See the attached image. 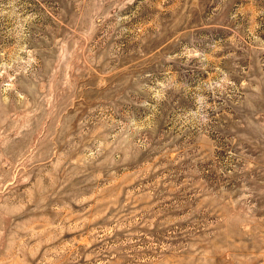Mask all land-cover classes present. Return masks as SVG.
I'll list each match as a JSON object with an SVG mask.
<instances>
[{
	"label": "rangeland",
	"instance_id": "obj_1",
	"mask_svg": "<svg viewBox=\"0 0 264 264\" xmlns=\"http://www.w3.org/2000/svg\"><path fill=\"white\" fill-rule=\"evenodd\" d=\"M0 264H264V0H0Z\"/></svg>",
	"mask_w": 264,
	"mask_h": 264
}]
</instances>
